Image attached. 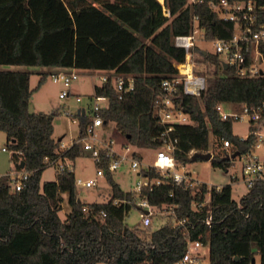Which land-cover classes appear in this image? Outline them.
<instances>
[{
	"label": "trees",
	"instance_id": "obj_1",
	"mask_svg": "<svg viewBox=\"0 0 264 264\" xmlns=\"http://www.w3.org/2000/svg\"><path fill=\"white\" fill-rule=\"evenodd\" d=\"M210 1L219 0H164V4L159 0H0V67L27 68H0V131L6 134L14 171L30 172L20 191L12 189L10 173L0 178V246L32 237L27 251L12 253L18 264H176L188 240L200 234L202 243L209 245V264H252L256 249L264 264L263 185L250 188L238 201L232 198L231 186L212 189L209 204L194 209V200L204 201L206 185L194 193L193 188L176 184L153 168L142 169V174L160 179L161 184L143 187L136 194L121 188L104 161L109 199L78 201L74 162L86 153L76 143L58 152L61 140L53 137L55 114L29 109L30 67L130 74L134 89L122 97L111 80L94 86L93 95L109 99L100 115L104 123H115L133 147L158 149L164 130L154 114L159 85L177 72L175 64L186 56L174 38L190 35L194 16L206 39L228 38L233 33V24L220 19ZM251 1L264 5V0ZM195 51L207 83L198 97L180 92L176 98L190 111L191 122L177 124L172 131L178 138L176 159L184 163L201 159L197 155L219 147L222 138L240 152L248 150L252 137L240 141L233 133L234 123L221 121L216 106L264 103V76H239L234 67L221 66L219 55ZM40 75L38 86L46 73ZM77 117L78 137H82L91 117L82 113ZM192 150L196 153L188 157ZM134 155L142 158L137 152ZM58 156L70 165L56 171L55 180L41 183L48 167L45 158ZM212 161L224 169L229 165L224 159ZM64 194L70 210L63 219L59 213ZM145 195L157 210L172 206V214L157 228L127 223L130 211Z\"/></svg>",
	"mask_w": 264,
	"mask_h": 264
},
{
	"label": "built area",
	"instance_id": "obj_2",
	"mask_svg": "<svg viewBox=\"0 0 264 264\" xmlns=\"http://www.w3.org/2000/svg\"><path fill=\"white\" fill-rule=\"evenodd\" d=\"M164 4V0H159ZM209 6L217 12L218 17L224 21L233 24V33L228 38H212L214 43V51L207 53L217 54L221 59V66L226 63L227 66L234 67L239 76H264V68L260 66V62H264V5H257L251 0L231 1L219 0L217 2L210 1ZM165 13L169 15V11L164 7ZM205 38L204 32L198 23V17L192 19V30L188 36H177L174 38V44L184 48L186 52L185 60L175 64L177 72L174 75L165 77L161 80L159 91L155 99L154 114L157 116L160 124L164 127L161 134L163 144L155 150V158L148 165L146 170L155 169L162 176H170L176 184H184L191 187L194 193L200 190L202 185H206L207 193L203 202L193 201L192 206L198 209L201 206L208 205L211 197V190L220 191L225 186L243 184L247 190L257 184L264 186V103L250 107L247 104L235 103H218L216 111L221 121L245 122L248 132L246 136L240 137V141H246L252 137V143L248 150L240 152L237 145L231 141L222 138L223 154L216 158L215 152L210 149L202 154H211V160L224 159L228 162L226 169L221 168L224 173L220 174V179L206 183L193 176L186 169L188 163L180 162L176 159L175 151L178 144V138L172 136V131L177 124H189L190 113L182 105L176 103V98L180 92L188 96H200L206 89L207 78L200 72V66L195 61V47H197L198 38ZM201 49V48H200ZM79 73L76 69H64L52 73V80L62 85L59 93L60 98L69 97L70 86L77 80ZM101 83L111 80L122 97L123 94L134 89V77L130 74H118L115 72H104L100 76ZM93 104L90 114L91 122L86 128V134L74 140L69 146L60 143L58 152L68 150L73 144H79L82 151L90 156L97 167L96 176H104V167L101 164L106 161L107 169L110 172L118 170L125 162H130L132 171H139L141 160L134 155V151H130L128 145L122 144L121 148L124 152L116 149L114 139H105L99 137V129L105 128L106 123L100 112L109 105V99L104 95H93ZM78 101L81 100L76 96ZM229 105L230 108H226ZM79 114L82 108L78 109ZM87 114L86 108H84ZM67 115H72L67 112ZM6 151V148H2ZM196 152L194 150L188 153V157H192ZM47 166L54 167L56 171H62L69 166L67 160H63L61 156L54 158H45ZM240 164L239 170L237 164ZM181 169V171H179ZM142 170V169H141ZM239 171V174L238 172ZM29 171H13L10 173V182L14 191L22 190L28 180ZM140 175L144 177V181H138L136 188L133 190L136 194H140L143 187L150 189L154 184L160 185V179H152L146 174ZM2 176H0L1 178ZM226 177V180L224 179ZM76 185L92 187L98 184L97 178L82 180L75 179ZM117 203V201H115ZM137 208L142 212L141 226L145 229L152 227V218L160 213H167L166 219L172 214V206L163 205L160 209H155L148 197L142 196L136 203ZM206 223L210 224V216L207 217ZM177 224H183V220H177ZM203 235L200 234L196 239L188 240L186 250L182 258L176 264H204L203 254L201 251Z\"/></svg>",
	"mask_w": 264,
	"mask_h": 264
},
{
	"label": "rangeland",
	"instance_id": "obj_3",
	"mask_svg": "<svg viewBox=\"0 0 264 264\" xmlns=\"http://www.w3.org/2000/svg\"><path fill=\"white\" fill-rule=\"evenodd\" d=\"M197 47L201 50H206L208 52L214 51V43L212 40L204 39L199 37L197 40ZM194 53L196 51L194 50ZM260 66L264 68V62H260ZM3 69L10 70H21L27 69L21 66H1ZM30 87L33 91L32 97L29 103V109L33 112H47L54 113V132L53 137L56 140H60L65 146H69L74 140L78 139L79 136V119L77 117V112L80 107H85L87 114H90L94 93V86L100 84L99 76L101 73L94 71H81L79 70V77L70 86V96L66 98H60L59 93L62 90V85L60 83H55L52 80V73L45 72L46 77L44 81L39 85L40 72L38 69L30 67ZM47 70V69H46ZM76 96L81 98L80 101L76 99ZM226 108H230L229 105ZM71 112L72 115H67V112ZM248 132L247 124L245 122H235L233 124V133L240 137L246 136ZM99 137L109 139L112 138L116 142V149L119 152H124L125 149L121 148L122 144L128 145L130 151H139L142 154L141 166L139 171H132L130 169V162H125L118 170L112 172L114 179L120 184L121 188L124 190H134L137 186L138 181H144V177L139 174L141 169H146L155 158L154 149H137L130 145L125 137L120 134L115 123L110 122L105 128L99 129ZM211 143L215 142L213 136L210 137ZM2 148H8L7 137L3 131H0V176L7 175L14 171V163L10 161L12 152L8 149L3 151ZM215 154L221 156L224 152L222 144L215 149H212ZM239 162L237 164V169L239 170ZM186 169H188L193 176L197 177L199 180L211 183L220 179V174L224 173L220 167H216L212 160L198 159L188 163ZM97 167L93 160L88 154H83L79 156L74 162V173L76 178H81L82 180H87L90 178H97L98 184L92 187H85L83 185H76L75 193L80 201L92 203V202H103L110 197V188L106 182L105 177L96 176ZM181 171V169H179ZM239 174V171H237ZM56 179V170L54 167L48 166L42 173L41 183L45 181H52ZM226 180V177L224 178ZM247 192L246 187L243 184L233 185L232 187V198L238 201ZM63 209L60 211L59 215L61 218H65L66 214L69 212L70 208L67 203V194H64ZM142 212L137 208L133 207L127 216V223L131 226L141 225ZM167 213L161 215L157 213L152 218V227L157 228L166 221ZM30 236H34L31 234ZM32 242V237L22 238L21 237L15 242L8 246H0V264H18L17 261L12 257L14 251H27L30 243ZM202 254L204 256L203 263L209 264V245L205 244L201 248ZM254 264H260V253L256 249L254 251Z\"/></svg>",
	"mask_w": 264,
	"mask_h": 264
},
{
	"label": "water",
	"instance_id": "obj_4",
	"mask_svg": "<svg viewBox=\"0 0 264 264\" xmlns=\"http://www.w3.org/2000/svg\"><path fill=\"white\" fill-rule=\"evenodd\" d=\"M206 53H207V52L204 51V54H206ZM227 67H228L227 64L224 63V64H223V68L226 69ZM79 111H80V110H78L77 114H79ZM81 111H82V114L85 115V110L82 109ZM185 111H186V112H190L189 110H185ZM60 140H61V139H60ZM197 157H200L201 159L211 160V154H209V153H207V154H199V155H197ZM21 167H22V168L24 167V162L21 163ZM78 201H80V200H78ZM236 259H237V258H236ZM254 263H255V258L252 260V264H254Z\"/></svg>",
	"mask_w": 264,
	"mask_h": 264
},
{
	"label": "crops",
	"instance_id": "obj_5",
	"mask_svg": "<svg viewBox=\"0 0 264 264\" xmlns=\"http://www.w3.org/2000/svg\"><path fill=\"white\" fill-rule=\"evenodd\" d=\"M34 68H40V67H34ZM47 69V70H46ZM59 70H64V69H57V68H40V69H38V71L40 72V73H45V72H50V73H53V72H56V71H59ZM77 71H79V70H77ZM81 71H87V70H81ZM94 72H97V73H104L103 71H94ZM80 108H82V109H84L85 107H80ZM79 108V109H80ZM61 139V138H60ZM138 149V148H137ZM135 152H137L141 157H142V154H141V152H139V151H135Z\"/></svg>",
	"mask_w": 264,
	"mask_h": 264
}]
</instances>
